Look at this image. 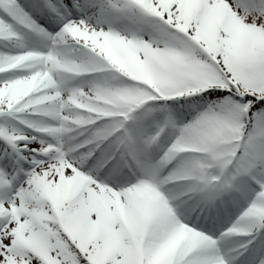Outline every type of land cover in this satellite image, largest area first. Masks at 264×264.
I'll list each match as a JSON object with an SVG mask.
<instances>
[{"label": "snow or ice", "instance_id": "snow-or-ice-1", "mask_svg": "<svg viewBox=\"0 0 264 264\" xmlns=\"http://www.w3.org/2000/svg\"><path fill=\"white\" fill-rule=\"evenodd\" d=\"M0 264H264V0H0Z\"/></svg>", "mask_w": 264, "mask_h": 264}]
</instances>
